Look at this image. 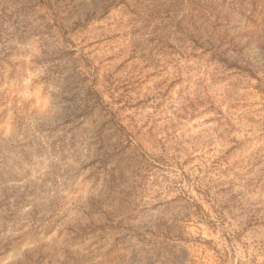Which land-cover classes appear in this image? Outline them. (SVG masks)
<instances>
[{
  "label": "rangeland",
  "instance_id": "rangeland-1",
  "mask_svg": "<svg viewBox=\"0 0 264 264\" xmlns=\"http://www.w3.org/2000/svg\"><path fill=\"white\" fill-rule=\"evenodd\" d=\"M262 128L264 0H0V264H264Z\"/></svg>",
  "mask_w": 264,
  "mask_h": 264
},
{
  "label": "trees",
  "instance_id": "trees-1",
  "mask_svg": "<svg viewBox=\"0 0 264 264\" xmlns=\"http://www.w3.org/2000/svg\"><path fill=\"white\" fill-rule=\"evenodd\" d=\"M65 53L66 52H62L61 55H64ZM70 58H72L71 54L69 55V59ZM212 60L223 63L227 68H234L239 72H245L249 76H253V70L249 66L230 63L228 62L227 58L221 55H214L212 57ZM84 113L90 112L84 109L82 114ZM262 130V133H264V128H262ZM226 131L227 134H229L231 129L229 131ZM133 135L134 134H127L132 142L135 143V141H133V139L135 138L133 137ZM229 141H231L232 145L228 149H226V151L220 157L215 158L211 170L222 175H227L233 169L238 167V163L241 164L239 165V167H241L243 173L237 176V180L239 182L241 181V184L243 183L245 190L240 192L239 195L240 199L246 204L245 207H240L242 208V213H240L237 218L239 222L259 223L264 225V147L260 146L256 151L249 154L248 156L244 158L242 157L239 160H233L231 162L230 159L235 156L237 150L241 151V148H239L240 144L236 138L231 137ZM204 191L208 192L207 195L209 194V196L213 194L209 190H207V187L204 188ZM250 196H254V198L250 199ZM222 197L223 196L217 195L216 193L214 201L219 203L220 200L223 199ZM203 215L206 216V214Z\"/></svg>",
  "mask_w": 264,
  "mask_h": 264
}]
</instances>
